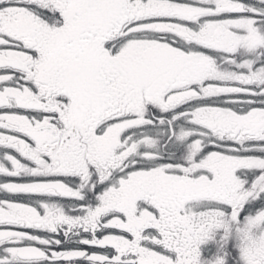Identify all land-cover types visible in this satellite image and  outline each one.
I'll return each mask as SVG.
<instances>
[{
	"label": "snow or ice",
	"instance_id": "1",
	"mask_svg": "<svg viewBox=\"0 0 264 264\" xmlns=\"http://www.w3.org/2000/svg\"><path fill=\"white\" fill-rule=\"evenodd\" d=\"M0 264H264V0H0Z\"/></svg>",
	"mask_w": 264,
	"mask_h": 264
}]
</instances>
